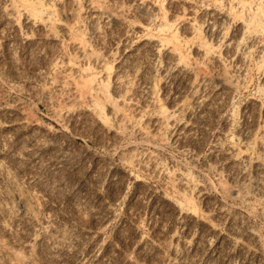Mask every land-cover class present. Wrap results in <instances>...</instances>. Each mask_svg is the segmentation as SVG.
<instances>
[{"label":"rangeland","instance_id":"374dc122","mask_svg":"<svg viewBox=\"0 0 264 264\" xmlns=\"http://www.w3.org/2000/svg\"><path fill=\"white\" fill-rule=\"evenodd\" d=\"M0 264H264V0H0Z\"/></svg>","mask_w":264,"mask_h":264},{"label":"bare ground","instance_id":"6f19581e","mask_svg":"<svg viewBox=\"0 0 264 264\" xmlns=\"http://www.w3.org/2000/svg\"><path fill=\"white\" fill-rule=\"evenodd\" d=\"M43 8V7H42ZM44 11H46V10H44Z\"/></svg>","mask_w":264,"mask_h":264}]
</instances>
